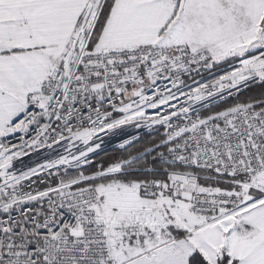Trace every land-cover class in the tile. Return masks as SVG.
I'll list each match as a JSON object with an SVG mask.
<instances>
[{
    "label": "snow or ice",
    "instance_id": "1",
    "mask_svg": "<svg viewBox=\"0 0 264 264\" xmlns=\"http://www.w3.org/2000/svg\"><path fill=\"white\" fill-rule=\"evenodd\" d=\"M0 264H264V0H0Z\"/></svg>",
    "mask_w": 264,
    "mask_h": 264
},
{
    "label": "trees",
    "instance_id": "2",
    "mask_svg": "<svg viewBox=\"0 0 264 264\" xmlns=\"http://www.w3.org/2000/svg\"><path fill=\"white\" fill-rule=\"evenodd\" d=\"M140 137H141V142H143L145 139L143 132H140ZM117 149H118V145H112V146L106 147L104 149V151L101 152L100 155L97 157V159H99L101 157L110 156V155L114 154L117 151Z\"/></svg>",
    "mask_w": 264,
    "mask_h": 264
},
{
    "label": "built area",
    "instance_id": "3",
    "mask_svg": "<svg viewBox=\"0 0 264 264\" xmlns=\"http://www.w3.org/2000/svg\"><path fill=\"white\" fill-rule=\"evenodd\" d=\"M31 158H32V157H28V156L21 158L22 163H23L24 165H28L27 162L30 161ZM32 159H33V158H32ZM17 166L20 167L21 165L18 163Z\"/></svg>",
    "mask_w": 264,
    "mask_h": 264
},
{
    "label": "rangeland",
    "instance_id": "4",
    "mask_svg": "<svg viewBox=\"0 0 264 264\" xmlns=\"http://www.w3.org/2000/svg\"><path fill=\"white\" fill-rule=\"evenodd\" d=\"M112 145H118L117 141L115 139H113L111 142H109L108 144H106V147L112 146ZM32 161V158L30 159V161H28L27 163L30 164V162Z\"/></svg>",
    "mask_w": 264,
    "mask_h": 264
}]
</instances>
